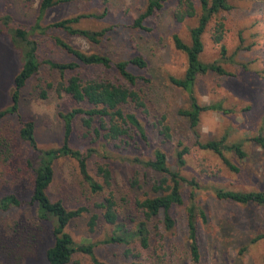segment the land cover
Segmentation results:
<instances>
[{"label": "rangeland", "instance_id": "1", "mask_svg": "<svg viewBox=\"0 0 264 264\" xmlns=\"http://www.w3.org/2000/svg\"><path fill=\"white\" fill-rule=\"evenodd\" d=\"M197 14L199 2L194 0ZM40 0H0V111L12 104L14 78L21 68L19 49L9 38L7 28L17 25L30 29L38 13ZM178 0H167L161 11L145 21L146 29L134 27V19L143 11L145 0H71L59 2L48 8L42 24L82 13L106 14L101 18H82L74 26L92 31L105 29L99 41L94 43L79 35H70L56 28L45 34L31 33L37 42V54L41 60L38 71L20 89L18 109L0 119V197L14 193L27 198L32 191V171L27 164L31 151L19 136V129L27 119L34 122V133L39 148L61 144L63 120L60 112L75 106L65 93H58V82L71 74L82 80L111 79L119 82L118 73L100 65H81L61 77L57 69L45 60L66 62L74 60L57 45V36L70 45L87 53L96 52L112 60H125L141 55L147 62L144 68L131 66L139 80L134 88L143 97L146 107L134 105L125 111L137 115L143 125L146 138L142 139L130 129V137L107 142L90 134L80 117L75 118L70 143L74 148H93L87 160L89 172L98 180L99 165L111 171L110 189L120 208L118 223L130 229L142 219L135 207L136 199L157 194L153 185L160 174L138 160L152 157L155 148L167 155L169 165L176 169L174 148L177 141L188 146L181 175L194 179L196 204L203 209L205 218L197 216L196 235L200 259L193 262L186 245V217L184 206L171 210L175 226L165 229L162 213L148 222L149 246L143 248L137 240L129 245L104 240L111 235L114 226L100 216L95 203L103 194L91 193L79 174L77 163L70 158L54 161V177L47 194L59 199L67 208L87 207L82 216L73 219L66 227L78 244H94L96 257L107 264L139 261L142 264H264V238L251 240L264 233V204H239L215 196L214 189L234 191H264V146L251 138L264 136V0H230L231 9L220 11L209 21L202 35L203 50L200 60L217 61L229 75L213 72L198 75L194 94L200 103L221 102L232 111L222 113L205 111L200 114L198 137L187 119L179 115L180 108H187V94L174 85L169 77H182L187 66L186 55L176 49L172 34L177 33L189 42V29L196 24V17L176 21L174 13ZM9 16V17H5ZM221 25V42L214 40ZM220 45L226 48L220 54ZM46 97H40V91ZM164 115L170 127L171 140L159 134L158 119ZM227 135V142L243 141L246 155L239 158L234 152L225 156L238 167L228 169L221 158L212 151L201 149L196 142H205ZM187 201L189 188L182 185ZM98 218L91 229L88 225L92 214ZM52 236L47 221L39 220L35 206L12 207L0 212V264H45V249ZM67 264H93L82 252L72 255Z\"/></svg>", "mask_w": 264, "mask_h": 264}, {"label": "trees", "instance_id": "2", "mask_svg": "<svg viewBox=\"0 0 264 264\" xmlns=\"http://www.w3.org/2000/svg\"><path fill=\"white\" fill-rule=\"evenodd\" d=\"M71 0H40L38 13L34 24L30 29L17 25L13 29L6 27L9 32L11 43L19 49L21 60L20 71L14 78L12 89V104L0 111V119L8 114L15 113L18 109L20 89L27 80L37 73L41 60L37 54V42L30 37L31 33L45 34L47 29L56 28L65 31L70 35H79L91 42H98L99 38L106 31L105 29L92 31L74 25L82 18H101L106 14L104 10L101 14L82 13L76 16L64 18L54 23L42 24L46 10L59 2ZM167 0H145L143 11L134 19L133 25L139 29H146L145 21L162 10ZM199 13L197 14L194 0H178L177 9L174 13L176 21H183L185 18L196 17V24L189 29V42H185L177 33L172 34V42L176 49L186 55L187 66L182 77L170 76V81L180 87L186 94L189 101L187 108H180L179 115L185 117L189 126L198 137V125L200 114L205 111H218L228 113L232 110L225 108L219 102L200 103L194 94V85L198 75L213 72L218 75H229L217 61L210 63L200 60V53L203 50L202 35L211 18L220 11L231 9L230 0H198ZM6 18L9 16H5ZM0 26V32H6ZM221 25L217 28L218 33L214 35L217 43L221 42ZM54 42L61 46L67 54L74 60L66 62H55L45 60L50 67L55 68L63 77L66 72L73 71L81 65H100L105 68L114 69L119 77V82L111 79H87L82 80L77 74H71L66 79L58 82L56 90L58 93H65L75 103V106L66 112H60L63 120V137L60 145L49 148H39L34 133V122L27 119L22 122L19 129V136L24 140L31 151V157L27 164L32 171V191L27 198L18 197L14 193H8L0 197V212L9 210L12 207L35 206L36 216L39 220L47 221L50 225L52 242L45 249V264H67L72 255L82 252L88 255L93 264H107L98 259L94 253V244H78L72 235L66 230L67 225L87 211V207L67 208L59 199L53 200L47 194L49 185L54 177V161L58 158H70L76 161L79 174L86 183L91 193H102L103 197L96 202V207L100 210V216L110 225L114 226L111 235L104 241L110 243H121L129 245L137 240L141 247L149 246L148 222L160 212L162 213V223L165 229L175 226V218L171 210L175 206H184L186 217V245L188 253L193 262L200 259L199 246L196 235L197 216L205 218L202 208L196 204V190L199 188L194 179H188L180 174L179 169L185 164V156L188 146L177 141L174 148V159L176 169H173L168 162L164 150L155 148L152 157L147 160H138L143 165L151 168L160 174L156 185H153L157 194L146 196L143 199L134 201L135 207L142 213V219L134 227L125 228L118 223L120 208L114 193L110 189L111 171L108 167L99 165L97 174L100 180L95 178L88 169L87 160L94 151L93 148L77 149L71 143V134L75 118L80 117L82 124L90 134L97 139L107 142L123 140L130 137V129H134L142 139L146 138L143 125L137 115L133 112L125 111L128 105L135 108H145V102L140 93L134 88L139 80L148 79L143 75H137L130 67L144 68L147 66L146 60L141 55L133 56L125 60H112L109 56L100 53H87L82 51L57 36H52ZM226 48L220 45V54L224 55ZM40 97L45 98L46 92L40 91ZM159 134L165 140H171L170 127L166 123L164 115L157 121ZM130 134V135H129ZM261 146H264V136L258 134L251 138ZM196 144L205 150L217 154L223 164L232 171H237L238 167L233 164L224 152H234L239 158L246 155L243 149V141L228 143L227 135L224 134L217 139H210L205 142L197 141ZM186 184L190 189L187 201L182 194V185ZM214 194L221 199H228L239 204L255 203L264 204V191H234L215 188ZM97 213L90 216L88 225L92 229L98 218ZM264 238V233L254 237L251 242ZM122 264H142L139 261H131Z\"/></svg>", "mask_w": 264, "mask_h": 264}]
</instances>
